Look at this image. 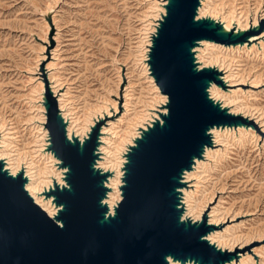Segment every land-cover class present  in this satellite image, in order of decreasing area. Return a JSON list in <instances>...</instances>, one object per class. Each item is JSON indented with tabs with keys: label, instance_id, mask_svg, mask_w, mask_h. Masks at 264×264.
I'll list each match as a JSON object with an SVG mask.
<instances>
[{
	"label": "rangeland",
	"instance_id": "374dc122",
	"mask_svg": "<svg viewBox=\"0 0 264 264\" xmlns=\"http://www.w3.org/2000/svg\"><path fill=\"white\" fill-rule=\"evenodd\" d=\"M162 2L0 0V120L9 131L11 146H8V151L26 161L31 159L36 164L42 165L44 161L49 164V160L43 158V154L51 151L45 127V85L47 82L50 86L49 73H53L57 84L61 85L59 93H65L66 113L78 122L98 108L118 100L113 116L101 120L99 133L109 120L113 128L105 135L110 137L111 145L121 139L126 127H132L137 120L139 114L135 116L134 113H140L145 102L155 95L151 89L152 78L148 80L142 69L148 63L144 59V51L148 47L143 40L152 30L148 29L151 22L157 23V31L162 15L161 18H154V15L159 12ZM203 13L195 19L214 20L222 26L223 20L230 24L233 31L239 23L244 25L247 20L250 29H253V18L257 16L259 22L256 29H259L264 21V0H207ZM263 33L264 29L260 34ZM153 34L150 33V40ZM261 40L264 41V37L250 43L247 48H243L244 42H238L231 45L241 47L232 50H225L224 47L223 51L216 52L217 55L209 48L199 55L207 66L220 67L227 75L233 72L232 82H216L227 90L224 92L234 91L235 102L225 99L229 104L225 108L228 112L237 109L238 115L253 120V126L250 123L231 124L234 133L227 132L228 135L226 133L220 138L222 142L214 144L211 141L208 145L215 151L213 157L203 158L208 166L195 170L191 179L183 184L192 191L195 202L203 204L208 201V209L202 216H205L206 222V215L215 209L221 221L214 226L207 224L212 226L211 231L218 230L224 234L220 239L224 249L228 250L232 245L239 247L232 250L236 252L231 259L235 264H264V134L256 139L247 132L239 134L236 130L239 126L258 133L264 129V47L260 44ZM253 43L257 44V48H250ZM199 63L197 66L201 68L205 65ZM126 86H129V95L123 106ZM215 101L222 106L221 100ZM147 126H152V123ZM44 130L47 131L46 145L45 149H40L42 138H45ZM55 169L61 170L58 165ZM62 177L65 182V172ZM189 217L184 220H191ZM241 259L248 261L240 263Z\"/></svg>",
	"mask_w": 264,
	"mask_h": 264
},
{
	"label": "water",
	"instance_id": "95a60500",
	"mask_svg": "<svg viewBox=\"0 0 264 264\" xmlns=\"http://www.w3.org/2000/svg\"><path fill=\"white\" fill-rule=\"evenodd\" d=\"M199 0H167L166 13L152 35L148 64L161 93L167 96L160 120L141 129L124 163L121 199L113 216L101 203L109 172L95 168L100 121L80 144L66 136L56 97L47 86L46 123L49 149L66 167L65 185L46 192L60 206L49 216L24 188L25 178L12 176L0 163V264H224L236 252L220 251L203 238L211 225L181 220L178 187L193 157L210 145L208 129L252 119L231 114L209 98L213 67L198 68L192 48L200 40L243 43L264 29L236 34L211 20H196ZM248 32V33H247Z\"/></svg>",
	"mask_w": 264,
	"mask_h": 264
},
{
	"label": "bare ground",
	"instance_id": "6f19581e",
	"mask_svg": "<svg viewBox=\"0 0 264 264\" xmlns=\"http://www.w3.org/2000/svg\"><path fill=\"white\" fill-rule=\"evenodd\" d=\"M199 1H200V4H199V6L197 8V15H195V16L203 15L204 14L203 12L205 11V7L207 5V0H199ZM166 3H167V1L163 0V2L161 3V6H160L159 12L158 13L156 12L157 14L154 15V18H158V17L161 18V15L163 16V14L165 13L164 6L166 5ZM155 6H156V4H155ZM160 12L162 14H160ZM263 17H264V13H263ZM152 20H154V19H152ZM156 20H159V19H156ZM222 22L224 23L223 30L228 32L230 30V28H231L230 24L226 23V21H223V20H222ZM258 22H259L258 21V17L254 16L253 24H252L253 28H257ZM150 25H151V27H149L148 29L151 28L152 30H150L149 31V35L146 36L147 39L143 40V42H145V47L146 48L148 47V50H149V47L152 44L151 40H150V33L152 32V34H153L155 32V30H156L155 25H157V23H153L152 24V22H151ZM238 25L239 26H237V29L235 30L236 34H238L240 32H243V31H247L248 29L251 28V26H249V21L248 20L245 22L244 25H243V23L242 24L239 23ZM241 27H243V28H241ZM146 33H148V32H146ZM262 37H264V33L260 34V35H251V36H249L248 39H246V41L243 43V48L244 47L247 48V46L250 43H252V42H254V41H256V40H258V39H260ZM48 44H49V42H48ZM260 44L264 47V41L263 40L260 41ZM224 47H225V50L227 48L229 50H232L235 47H241V45H237V46L231 45V44H229V45H224L223 44L222 45V43H220V42H213V41H208V40H200V41H198L196 46H194V48H192V52L194 54L195 62L196 63L197 62L198 63L201 62V63L206 65V62H203V61L200 60L199 55L205 53V51L207 49H209V48L215 52V55H217L216 52H220L221 50L223 51ZM43 48L44 47L42 46V49ZM250 48H257V44L253 43L250 46ZM148 50L144 51L145 54H146L145 57H144L145 62H147V60H148V54H149ZM142 55H144V54H142ZM224 56H225V54H224ZM212 57H215L214 59H217L216 56H212ZM196 60H198V61H196ZM212 62H213V60H212ZM141 63H143V62H141ZM208 63H209V61H208ZM205 65L202 66V67H210L211 68V65H208V66L207 65L205 66ZM199 66H198V68H201V66L200 67ZM55 68H56V70L58 69L57 66ZM142 69L144 70V73H145V76H146L147 79L148 78H152L151 81H150V82L153 83L152 86H151L152 87L151 89H152V91L154 92L155 95L150 97L145 102L144 108L140 111V113H138V112L134 113L135 116L137 114H139V116H136L137 120L135 122H133V124H132L133 126L132 127H130V128H129V126L126 127V130H124V132H123L122 138L119 139L115 144L111 145L110 137L105 135V134H107V132L109 133V131L113 128V123L111 121L108 120V122H106L105 125L101 127V132L99 133V137H98L99 138V143L97 145V149H96V152H95L98 157L95 159L94 165H95V168L100 169L103 172H109V175L107 176V179L104 181V186L107 188V191L105 192V195L101 198V203L107 208V211L105 213V217L114 215L115 207H116L117 203L121 199V192H122L121 191V185L123 184L122 176H123V171H124L123 170L124 163L126 162L125 154H126V151L128 149L127 147H129L130 145L134 144V139L137 136H139V134H140V131H141L140 128L144 129V128H146L147 124H150V122L152 123L156 119L160 120L159 113H165L166 110H167L166 107H165V104H166V101H167V96L165 94L161 93V91L159 90L157 84L154 81V78L152 77V75H151V73L149 71L148 63H147V66L143 67ZM216 70L218 71V75H216V80H223L224 83L233 81L231 79L233 77V72H230L227 75L226 74L227 72H223V69H220V67H216ZM220 73H223L224 75L221 76V75H219ZM52 74L49 73V75H48V79H49V82H50L49 88H50V92L52 93V95H54L57 98L59 111H60V117H62L64 122L66 123V125H65L66 126V136H67V138L70 141H73V140L77 139L80 142V144H82L85 141V139L89 137V134L91 132V128L94 127L96 122H98L99 120H104L106 118H110V117L113 116V114L117 110V101L118 100L117 101L113 100L110 103L98 108L95 112H93L92 114L86 115L83 120H79V122H78L76 119H74V117H72V116L69 117L68 116L69 113H66L67 109L65 108V105H64V101H65V99H64L65 96L64 95H65V93L62 92V91H61V93H59V90H60L59 85L60 84H57V79H55L54 75H52ZM120 80H121V78H120ZM206 84H207L206 91H207V94H208L209 98L213 99L214 101L215 100H221L222 106L225 107V106L229 105L228 103H226L225 99H229V102H232L234 100V98H233L235 96L234 91L229 92V93H232V94H229L228 92H224L226 89L223 90L214 81H210L209 80V81H207ZM128 88H129V86H126V88L124 89V94H123L124 104H123V106H125L126 101L128 99V95H129V92H127V91H129ZM230 98H233V99L230 100ZM234 102H235V100H234ZM237 106H238V104H237ZM109 107L112 108L113 110L111 111L109 109ZM237 112H238L237 109L236 110L230 109V111H229V113H231V114H237ZM252 118H254V117H252ZM117 122H118V120H117ZM5 126H6L5 123H1V120H0V136H1L0 137V163L2 164L3 170H7L8 173L10 175H12V176H16L19 173L23 174V176L25 178V183H24L25 190L29 193V195L32 197V199L34 200L35 203H37L43 210H45L46 213L49 216L54 217L57 214L58 209L60 208V206L56 205L54 203V201H53V196L52 195H49V196L46 195V192H48L51 189H53L55 184H57L59 187L65 185V182L63 181L62 175L65 172L66 167H60L59 166V164H61V161L54 156L52 151H49L48 153L43 154L44 160L48 159L49 160V164H47V162L44 161L42 163V165L36 164L31 159L29 161L23 160L24 158L19 157L16 153L14 154L13 152L12 153L9 152L8 151L9 150L8 146L10 145V142H8V140H9V136H8L9 131H7L8 129L6 130ZM252 126H253V124H252ZM74 127H76V129ZM77 130H80L81 134L79 132H77ZM236 130H237V133H239V134H243V133L247 132L248 134H251L252 136L256 137V139L261 138L262 137L261 136L262 133L264 134V129L261 130L260 133H258L256 131L245 130L244 127H240L239 126V127H237ZM233 131L234 130H233V128L230 125L229 126H213V127H210L208 129V133L210 134L211 141L214 144L218 143L219 141H221L222 136L224 134H226L227 132L232 134V133H234ZM227 135H228V133H227ZM43 136L45 138H42V142L40 144V147H41L40 149H45L46 136H47V131L46 130H44V135ZM114 136H115V134H114ZM12 141H13V139H12ZM36 143H38V142H36ZM221 144H223V143H221ZM12 149H13V147H12ZM214 155H215V151L211 147L205 146L203 148V151L201 153V157L200 158H197L195 156L193 157V161H192L191 167H190L191 169L190 170L189 169H184L183 170L182 177L180 179L181 182H183V184L185 182H188L191 179V177L194 175L195 170H197L200 167H204V165H207V163L203 161V158H210V157H213ZM55 165H58L61 168V170L57 171L55 169ZM212 168H213V166H212ZM198 171H199V169H198ZM199 174H202V173H199ZM194 185H196V184H194ZM198 186H199V184H198ZM177 191L180 192V202H181V206L183 208V212H182V214L180 216L181 220H184V218L186 216H190L189 218H191V220L193 222L201 221L202 220V216L206 213V211L208 209V206H209L208 205V201L206 200V202L205 203L203 202V204H199V202H195V199H194V196L192 194V191L188 190L187 188H185L183 186L178 187ZM213 199H214V197H213ZM206 217H208V221L206 223L212 224L213 226L217 225L221 221L218 218V216H217V214L215 212V209H211V211L209 212L208 215H206ZM231 229H232V227H231ZM226 232H228V231H226ZM223 236H224V234H222L220 231L212 230V231H209L203 238H205L210 244L215 245V247L217 249H219L220 251H223V250H227V249H224L225 246L220 241V239L223 238ZM228 236H227V238H228ZM234 248L237 249L239 247H237V245H232V246H230L228 248V251H232ZM238 255L239 254L237 253V256ZM246 261H248V260L241 259L240 263H246ZM167 262H168V264H196V262L193 261V260H187L184 263H182L179 260H174L171 256H167ZM224 264H235V262H234V260H231V261H226Z\"/></svg>",
	"mask_w": 264,
	"mask_h": 264
}]
</instances>
